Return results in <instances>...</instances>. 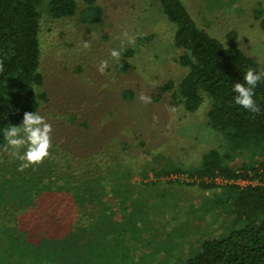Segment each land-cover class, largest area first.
Here are the masks:
<instances>
[{
	"label": "trees",
	"instance_id": "trees-1",
	"mask_svg": "<svg viewBox=\"0 0 264 264\" xmlns=\"http://www.w3.org/2000/svg\"><path fill=\"white\" fill-rule=\"evenodd\" d=\"M84 1V19L96 23L103 8L97 0ZM159 2L176 24L173 42L182 50L178 62L187 72L179 82L166 81L156 98L166 99L163 93L170 92L172 107L194 112L210 97L207 124L221 134L220 147L203 153L199 165H172L161 173L187 174L192 180L184 183L203 189L215 187L211 178L217 175L256 183L226 185L225 196L206 203L204 212L219 209L227 217L219 223L205 219L204 232L196 230L194 221L178 227L161 220L162 214L156 216L152 208L162 198V207H180L181 198L170 189L162 194L157 181L145 185V191L129 179L122 155L109 149H102L101 159L97 149L89 153L96 160L65 158L59 179L48 177L55 164L49 157L28 166L2 161V129L9 123L20 125L25 112L41 110L39 98L48 100L45 90L37 92L44 83L39 71L42 12L67 17L77 11L78 1L0 0V264H264V80L254 89L258 112L237 105L233 92L235 83H245L249 68H263L234 42L225 44L202 30L182 0ZM122 96L131 99L134 92L127 88ZM246 149L247 160L236 162ZM117 210L122 211L119 218ZM172 232L181 237L197 233L198 249L184 255L169 247L162 261L147 263L142 257L131 263L136 245L146 249L149 238L166 241Z\"/></svg>",
	"mask_w": 264,
	"mask_h": 264
},
{
	"label": "rangeland",
	"instance_id": "rangeland-1",
	"mask_svg": "<svg viewBox=\"0 0 264 264\" xmlns=\"http://www.w3.org/2000/svg\"><path fill=\"white\" fill-rule=\"evenodd\" d=\"M77 1V11L67 17L42 12L39 71L44 83L37 92L45 90L48 98H39L38 111L51 126L49 155L44 158H52L55 164L48 177H63L58 172L65 170V158L96 160L89 153L97 149L101 159L105 148L115 156L122 155L131 171L129 179L140 183L145 191V185L157 181L162 194L170 189L181 198L180 207H162V198L161 204L152 208L156 216L162 214L164 222L169 220L171 225L181 227L185 221L188 225L194 221L196 230L205 232V219L218 223L225 220L227 215L222 216L219 209L206 213L202 207L218 194L225 196L229 186L203 189L184 183L183 177L168 179L161 173L172 165H199L202 154L220 147L221 141V134L207 124L210 97H205L194 112L182 105L172 107L167 100L170 92L163 93L166 99L156 98L166 81L179 82L187 72L178 62L182 50L173 42L176 24L168 19L159 0H97L103 15L96 23L84 19L86 2ZM182 1L202 30L225 44L234 42L264 69V0ZM113 48L120 50L119 57L110 55ZM130 49L133 51L128 53ZM103 60L108 61V67L101 72L98 68ZM127 88L134 92L131 99L122 96ZM249 154L246 149L235 161H245ZM1 159L6 163L21 161L10 150ZM74 164L78 168L79 163ZM49 204L54 206L52 200ZM121 214L117 210L116 218ZM177 234L172 232L166 241L157 236L149 238L146 249L139 243L131 254V263L142 257L147 263L162 261L169 247L184 255L198 249L197 233L183 237Z\"/></svg>",
	"mask_w": 264,
	"mask_h": 264
},
{
	"label": "clouds",
	"instance_id": "clouds-1",
	"mask_svg": "<svg viewBox=\"0 0 264 264\" xmlns=\"http://www.w3.org/2000/svg\"><path fill=\"white\" fill-rule=\"evenodd\" d=\"M112 57H119L120 50L111 49ZM108 67V61L103 60L99 64L98 70L103 72ZM245 83H235L233 92L236 93L234 101L244 109L251 112H258L259 106L253 100L254 89L258 82L264 80V69L253 70L251 68L244 74ZM147 99V97H142ZM3 147L10 150V154L24 161L23 166L40 162L48 155L50 147L51 126L45 122L44 118L38 112H25L20 125L8 124L2 129Z\"/></svg>",
	"mask_w": 264,
	"mask_h": 264
},
{
	"label": "built area",
	"instance_id": "built-area-1",
	"mask_svg": "<svg viewBox=\"0 0 264 264\" xmlns=\"http://www.w3.org/2000/svg\"><path fill=\"white\" fill-rule=\"evenodd\" d=\"M187 174H180V173H171L168 176V179H180L183 177L186 181H191L192 179L189 178ZM211 181H213L216 185H238L240 187H245L248 184H255L256 181L252 180L250 178H227L220 175H217L213 178H211Z\"/></svg>",
	"mask_w": 264,
	"mask_h": 264
}]
</instances>
